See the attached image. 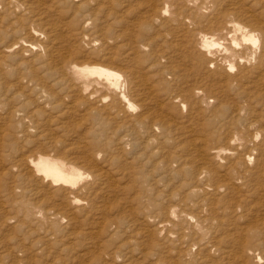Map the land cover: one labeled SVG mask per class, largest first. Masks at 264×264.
Returning <instances> with one entry per match:
<instances>
[{"label":"rangeland","instance_id":"374dc122","mask_svg":"<svg viewBox=\"0 0 264 264\" xmlns=\"http://www.w3.org/2000/svg\"><path fill=\"white\" fill-rule=\"evenodd\" d=\"M259 1L180 0L203 17L194 22L177 11L152 20L149 0H0V264H264V144L255 150L260 175L242 170L248 187L214 213L207 206L219 205L221 194L188 198L209 182L202 155L218 167L213 147L229 151L228 138L255 137L254 122L264 128V87L257 73L228 86L201 59L193 66L185 49L200 31H213L207 16L234 7L248 16L262 9ZM145 21L152 28L142 39L155 30V44L126 45L132 35H121L123 24ZM63 47L67 59L51 56ZM74 62L121 72L135 107L102 100L103 90L85 95L70 73ZM227 105L248 109L219 144L211 132L229 121ZM39 154L77 166L79 187L37 176L29 158ZM248 189V201L238 202ZM182 200L193 206L181 209ZM175 209L207 219L217 241L179 240Z\"/></svg>","mask_w":264,"mask_h":264},{"label":"bare ground","instance_id":"6f19581e","mask_svg":"<svg viewBox=\"0 0 264 264\" xmlns=\"http://www.w3.org/2000/svg\"><path fill=\"white\" fill-rule=\"evenodd\" d=\"M149 2H151V8L148 10L150 13L149 18L152 20L155 18L161 19L165 13L170 11L172 13L177 11L176 15L180 17H184L182 13H186L188 18L194 22H200L201 18H203L194 11L187 9L185 5H181L180 0H149ZM261 2L264 1L257 2L258 5H260ZM262 5V9L260 8L259 12L248 16H246L241 7L230 9V12L222 18L217 14L210 17L207 16L208 22L212 24L213 31H200L194 41L185 46V49L188 50H186V52H188L187 54H191V60L194 59L193 66L196 64L195 60L201 59L207 64L208 70L215 75V78L224 81L228 86L242 84L251 77V73H257L259 74V80L256 85L264 87V4L262 3ZM242 8L244 7L242 6ZM250 12L247 10V13ZM149 20L147 21L149 22ZM147 21L141 23V26L140 24H135V26L130 25L132 28L123 24L124 29L122 30L121 35L130 36L128 32L132 35L126 45L139 42L140 39L144 38L141 33L152 28ZM243 21H246V23ZM162 24L165 26L167 22L163 21ZM163 26L161 25V27ZM136 30L140 33H137ZM154 31H152V36L147 40H145L146 38L144 40L142 39L143 41L141 45H150L154 42L153 39L158 35ZM178 48L176 49L178 50ZM70 50L71 49L68 48H61L58 50L56 49L57 55H53V50L50 54L51 56H56V59L62 61L72 54L70 53ZM217 54L222 55L224 63H220L216 60L215 57ZM69 70L73 77H76L77 82L82 85V90L85 95L92 96V94L97 91L103 90L105 96L102 100L106 101L110 99L115 105L124 104V106L130 108L135 107L127 92L129 80L127 78L125 81L121 72L109 67L99 65H79L76 62L72 64ZM130 76L131 74L128 75V77ZM250 80L252 79H249V81ZM259 97L264 101V93L259 94L258 98ZM244 109L246 110L248 107L244 108L227 105L226 113L228 115L227 117H230V119L221 126L219 131L211 132L215 141L219 144H223L226 137V129L230 125L237 123V119H234V117L237 118L236 114H240ZM142 121H145V118L138 119V123L142 124ZM251 126L257 130L255 137L237 133L235 136L228 138L229 151L222 146L213 147L211 156L217 161L216 163H220V166L210 167L208 163L211 159L204 155L199 158V160L205 165L202 172L207 174L209 182L204 187L199 188V186L198 188H193L191 194L188 195V198L191 199L192 195H203L205 199L213 193L221 194L218 198V202H215L216 204L220 203L219 205L214 207L207 206V211L210 214L214 213L217 208L222 207L227 203L226 198L229 193L235 195L242 189L248 187L245 179L246 175L240 174L242 170H246V173H251L253 177L256 176L255 174L260 175L258 168L263 164V160L259 157L257 151L264 144V128L261 129L260 125L256 122L252 123ZM257 139L258 141L255 143V140ZM252 143L253 146L251 145ZM255 150L257 151L255 152ZM29 160L35 174L43 177L44 180L49 181L51 184L59 185L62 188L64 187V189L66 188V190L79 187L78 184L83 177V172L78 170L76 168L77 166L75 167L73 164H67L61 158H53L43 154H39L36 157L31 156ZM249 164H253V166L249 167ZM262 166H264V164ZM229 172H234L232 177L228 176ZM263 175L264 173L262 176ZM258 185L260 186L261 184L258 183L257 186ZM258 189L256 188L254 192H258ZM262 190L264 191V187H262ZM248 192H250V189L247 190V194H242L237 201H248L247 197L254 193ZM74 198L76 199V197ZM231 199H235V196L231 197L230 200ZM76 201L78 202L80 200L76 199ZM182 201L183 203H179L181 209H189V206H193L189 205L187 200ZM262 206H264V204H262ZM170 218L171 224L176 228L179 227V230H181L177 234V238L181 241L190 237L191 241L195 242L196 245L200 247L208 246L212 242V239H214L215 242L217 241V235L214 234L213 230L210 229L208 232L209 225L207 224V219L201 218L200 221H197L190 216L187 211L185 212L177 209L171 212ZM259 222L264 224V217L260 218ZM236 241L237 243L242 244L241 237H238ZM233 259V263L243 261L236 260V258ZM258 261H261V258H258Z\"/></svg>","mask_w":264,"mask_h":264}]
</instances>
